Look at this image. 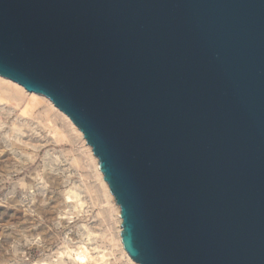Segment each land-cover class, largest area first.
I'll list each match as a JSON object with an SVG mask.
<instances>
[{"label":"water","instance_id":"1","mask_svg":"<svg viewBox=\"0 0 264 264\" xmlns=\"http://www.w3.org/2000/svg\"><path fill=\"white\" fill-rule=\"evenodd\" d=\"M0 74L81 129L140 264H264V0H0Z\"/></svg>","mask_w":264,"mask_h":264},{"label":"rangeland","instance_id":"2","mask_svg":"<svg viewBox=\"0 0 264 264\" xmlns=\"http://www.w3.org/2000/svg\"><path fill=\"white\" fill-rule=\"evenodd\" d=\"M19 104L0 102V264H78L68 249L109 222L96 167L66 118L51 116L67 133L58 141L45 103L30 114L27 99ZM73 191L83 207L68 201Z\"/></svg>","mask_w":264,"mask_h":264},{"label":"bare ground","instance_id":"3","mask_svg":"<svg viewBox=\"0 0 264 264\" xmlns=\"http://www.w3.org/2000/svg\"><path fill=\"white\" fill-rule=\"evenodd\" d=\"M0 85L6 86L5 89L1 88L0 90V102L10 100L12 102L14 101V104L18 105L24 99H27V106L22 110V113L24 114H30L34 108L45 103L47 107L45 115L51 124V132L55 135L58 141H64L67 138V133L54 123L51 116H57L56 114H59L66 118L69 129L80 135L87 148L88 157L96 167V178L101 185L100 192L106 203L104 209L109 222H107L106 228H102L97 231L89 228L88 233H84L85 236L78 242L77 247L75 249H68V253L71 255V258L73 257V260L78 264H140L131 257L124 247L121 234V207L111 192L109 184L104 178L103 172H100L99 158L95 155L92 146L87 142V139L81 129H79V127L65 112H63L56 105L52 104L51 99L46 95L28 91L23 85L4 77L1 74ZM5 93H7V96L9 93V96L5 97ZM55 112L57 113L55 114ZM67 199L68 201L76 203V208L83 207L85 204L79 191L71 192L68 194ZM110 220H112V224L110 223ZM98 238H103L105 240V244H100L98 242Z\"/></svg>","mask_w":264,"mask_h":264}]
</instances>
